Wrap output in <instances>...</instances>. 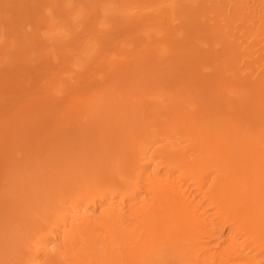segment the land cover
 Returning <instances> with one entry per match:
<instances>
[{
  "label": "rangeland",
  "instance_id": "1",
  "mask_svg": "<svg viewBox=\"0 0 264 264\" xmlns=\"http://www.w3.org/2000/svg\"><path fill=\"white\" fill-rule=\"evenodd\" d=\"M246 1L0 0V264H25L65 203L98 205L149 134L263 132Z\"/></svg>",
  "mask_w": 264,
  "mask_h": 264
},
{
  "label": "bare ground",
  "instance_id": "2",
  "mask_svg": "<svg viewBox=\"0 0 264 264\" xmlns=\"http://www.w3.org/2000/svg\"><path fill=\"white\" fill-rule=\"evenodd\" d=\"M230 4L229 13L236 10ZM239 10L238 21L257 39L246 48L254 58L264 52V0H248ZM256 63L255 78L244 84L259 81L264 58ZM228 103L240 107L237 101ZM254 119L264 121V113ZM222 123L199 128L191 120L187 134H149L132 162L115 164L116 178L104 185L108 194L99 204L65 203L46 236L32 241L24 263L259 264L264 183L258 178L264 167L243 163L264 164V130L238 139L226 134L229 121ZM248 137L246 144L237 141ZM217 235L224 240L215 243Z\"/></svg>",
  "mask_w": 264,
  "mask_h": 264
},
{
  "label": "clouds",
  "instance_id": "3",
  "mask_svg": "<svg viewBox=\"0 0 264 264\" xmlns=\"http://www.w3.org/2000/svg\"><path fill=\"white\" fill-rule=\"evenodd\" d=\"M53 250H54V246H53Z\"/></svg>",
  "mask_w": 264,
  "mask_h": 264
}]
</instances>
